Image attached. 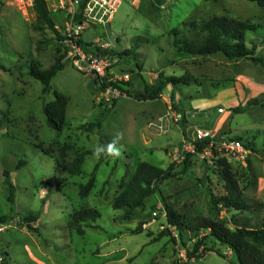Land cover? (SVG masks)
Wrapping results in <instances>:
<instances>
[{
	"label": "rangeland",
	"instance_id": "374dc122",
	"mask_svg": "<svg viewBox=\"0 0 264 264\" xmlns=\"http://www.w3.org/2000/svg\"><path fill=\"white\" fill-rule=\"evenodd\" d=\"M216 15L259 24L247 34V44L255 45L256 57H264V7L247 0H126L110 23L90 26L85 42L110 45L114 71L131 74L121 95L107 100L95 76L70 62H64L44 94L43 84L28 72L34 61L43 68L54 62L58 37L48 27H36L31 0H0V264H236L234 252L212 237L204 241L215 251L199 259L188 256L207 235L189 230L199 218L230 227L235 220L264 222V66L222 53L183 55L173 45V29L191 35L184 22ZM161 77L185 80L169 83L155 98L127 92L149 95ZM55 90L69 97L68 125L61 132L44 113ZM238 107L245 110L238 113ZM99 121L101 128L84 127ZM199 127L211 130L215 140L242 138L244 151L219 155L228 159L247 202L255 205L252 213L213 206V199L226 193L214 155L180 153L183 141ZM250 141L254 149L246 146ZM113 143L118 156L97 158V147ZM64 145H69L67 161L79 149L91 151L82 174L56 170ZM20 160L26 164L18 168ZM141 161L163 169L173 165V176L125 219L114 202ZM5 169L14 202L8 200ZM92 173L94 187L83 197L80 186ZM166 203L181 216L180 229L168 223ZM81 208L100 213L95 221L83 222L84 234L69 227L72 213ZM31 211L40 213L33 230L24 218ZM205 248L200 246L198 254Z\"/></svg>",
	"mask_w": 264,
	"mask_h": 264
},
{
	"label": "trees",
	"instance_id": "16d2710c",
	"mask_svg": "<svg viewBox=\"0 0 264 264\" xmlns=\"http://www.w3.org/2000/svg\"><path fill=\"white\" fill-rule=\"evenodd\" d=\"M255 2L258 5L264 7V0H247ZM34 9L37 16L36 27L44 26L52 29L59 40V34L55 29V24L59 22L60 15L53 14L49 11L47 4L44 0H34ZM185 25L190 26L191 35H182L181 29H173L174 35L173 45L176 47L178 53L189 56H209L215 53H222L224 56L231 59H243L249 58L255 62H259L264 66V57H256V47L253 45L249 47L247 44V34L254 33L259 28V24L251 23L247 20H240L228 16H213L203 22H184ZM58 42V41H57ZM61 46L58 43V53L54 62L48 67L43 68L42 65L34 61L29 68V75L39 80L43 84V93L46 94L51 90L52 79L61 71L65 66L62 61ZM128 52V51H127ZM184 77H169L159 80V85L155 91L149 95L145 93H139L130 96H134L138 99L155 98V96L162 92L170 83L176 85L184 82ZM97 82V81H95ZM54 100L48 102L44 106V113L47 117L48 124L55 130L61 132L65 126L68 125L66 119L67 107L69 103V97L57 90L54 91ZM250 104V102H249ZM244 108L238 107L236 112L244 111ZM88 130H94L96 127L101 128V121L84 125ZM185 133V132H184ZM242 140L241 137H237ZM210 140H204L198 143L197 152H200L203 148L207 147ZM248 148L254 149V142H247ZM42 149V146H39ZM69 145H64L59 149V156L55 159L56 170H62L70 175H80L83 173L82 165L85 160V156L91 151H76L72 160L67 161V151ZM47 154V150H43ZM190 155H194L189 153ZM196 155V154H195ZM107 156L106 153L102 155V159ZM61 160V161H60ZM215 169L219 172L221 178L225 181L226 193L218 199H213V206L218 208L222 206L227 210L246 211L253 212L255 205L247 202L243 191L240 187L235 174L232 171L231 165L225 156H220L216 151L214 152ZM25 160H20L17 167L25 165ZM171 165L168 169L157 167L147 161H141L138 163L136 170L130 178V181L126 185L125 189L120 193L114 202L115 209H124L125 213L123 218L131 219L136 208L142 206L145 200L151 195L159 191L158 184L163 180H166L173 176ZM5 182L8 184V200L14 202L15 191L14 186L11 183L10 171L5 169L4 171ZM94 173L90 179L80 186V194L86 197L90 194L94 187ZM168 223L180 229L182 226L181 216L170 205L166 203ZM38 212L31 211L25 215V222L29 230H33L32 223L36 222L39 218ZM100 217V213L95 208H81L75 210L71 215L69 227L75 229L78 233L84 234L83 222L91 220L95 221ZM251 219V218H249ZM234 221L233 226L230 227L228 223L216 220H210L206 218L197 219L194 224L189 226V230L198 234L201 230H205L207 235L202 239L200 238L194 245V250L189 252V257L202 258L209 251H215L212 245L207 244L204 240L209 237L219 241L220 243L228 246L236 255V264H264V222H254L251 220ZM95 227V225H94ZM141 228L138 227L135 232H139ZM205 245L204 251L199 254V247ZM151 264H158L157 261H153Z\"/></svg>",
	"mask_w": 264,
	"mask_h": 264
},
{
	"label": "built area",
	"instance_id": "2783aa9c",
	"mask_svg": "<svg viewBox=\"0 0 264 264\" xmlns=\"http://www.w3.org/2000/svg\"><path fill=\"white\" fill-rule=\"evenodd\" d=\"M34 2V0H31ZM49 11L60 14L55 29L59 34L58 43L62 49V61L72 63L79 71L93 74L101 93L107 98H117L124 89V84L131 80L128 72L114 71L116 57L109 52L110 45H98L95 42H85L83 33L90 26L110 23L120 5L126 0H44ZM118 84L114 88V82ZM122 82H124L122 84ZM211 130L198 128L193 137L185 139L180 147L181 152H191L202 157L214 155V152H242L243 142L232 136L215 140ZM204 140H210L207 147L197 152V145ZM179 150V149H177ZM167 216V211H165Z\"/></svg>",
	"mask_w": 264,
	"mask_h": 264
},
{
	"label": "clouds",
	"instance_id": "9594fccd",
	"mask_svg": "<svg viewBox=\"0 0 264 264\" xmlns=\"http://www.w3.org/2000/svg\"><path fill=\"white\" fill-rule=\"evenodd\" d=\"M108 154V155H112V156H118L120 153H119V149H117L115 147V144H109L107 145V147H103V146H99L96 148L95 150V155L97 156V158L100 157L101 154Z\"/></svg>",
	"mask_w": 264,
	"mask_h": 264
},
{
	"label": "crops",
	"instance_id": "0c3cea01",
	"mask_svg": "<svg viewBox=\"0 0 264 264\" xmlns=\"http://www.w3.org/2000/svg\"><path fill=\"white\" fill-rule=\"evenodd\" d=\"M199 128H206V127H199Z\"/></svg>",
	"mask_w": 264,
	"mask_h": 264
}]
</instances>
